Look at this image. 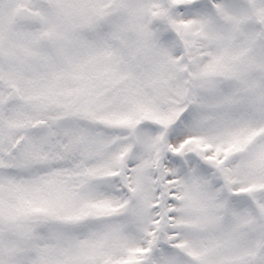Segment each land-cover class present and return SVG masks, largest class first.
Returning a JSON list of instances; mask_svg holds the SVG:
<instances>
[{"label":"snow or ice","instance_id":"snow-or-ice-1","mask_svg":"<svg viewBox=\"0 0 264 264\" xmlns=\"http://www.w3.org/2000/svg\"><path fill=\"white\" fill-rule=\"evenodd\" d=\"M0 264H264V0H0Z\"/></svg>","mask_w":264,"mask_h":264}]
</instances>
